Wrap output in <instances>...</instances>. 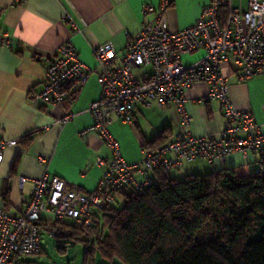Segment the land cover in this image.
Masks as SVG:
<instances>
[{"label":"built area","instance_id":"obj_1","mask_svg":"<svg viewBox=\"0 0 264 264\" xmlns=\"http://www.w3.org/2000/svg\"><path fill=\"white\" fill-rule=\"evenodd\" d=\"M174 0H161L159 7L147 4L143 12H154L120 58L112 43L94 50L96 69L82 61L71 41L63 43L49 59L46 81L41 91L29 92L31 101L57 105L73 96L71 88L84 85L94 71L102 86L101 99L90 105L92 129L106 142L112 154L98 163L106 169L91 193H83L59 176L44 174L34 179L33 191L19 214L0 209V264H37L28 255L42 251V233L62 236L54 223L68 221L84 232L101 224V215L128 187L136 190L156 184V171H171L185 161L225 160L240 152L249 157L264 145V131L251 111L235 106L230 97L229 78L222 65L233 61L240 80L264 78V0H210L197 22L171 31L167 11ZM3 8L0 7V15ZM0 45H10V34L0 25ZM202 51L191 63L185 55ZM197 83L208 85V93L196 101L220 102L227 126L220 137L195 136L186 109L187 92ZM172 104L181 115L183 130L172 140L146 150L139 161L130 162L108 129L111 116L134 122L136 105ZM73 117L66 115L62 121ZM18 140L0 142V164L4 150ZM261 172V170L257 171ZM27 177H20L23 188ZM71 229L66 234L71 233Z\"/></svg>","mask_w":264,"mask_h":264},{"label":"crops","instance_id":"obj_2","mask_svg":"<svg viewBox=\"0 0 264 264\" xmlns=\"http://www.w3.org/2000/svg\"><path fill=\"white\" fill-rule=\"evenodd\" d=\"M209 1L174 0L167 11L170 30L194 25ZM147 4L159 7L161 0H0V25L10 34V45H0V142L18 140L5 148L0 164V209L13 215L21 213L24 199L31 197L33 180L46 173L67 180L83 193L96 189L106 169L98 161L112 154L92 129L90 105L102 97L97 72H92L84 85L72 87L73 96L57 105L35 103L29 92L43 89L49 59L66 41L73 43L82 61L92 69L98 65L94 50L104 43H112L121 58L145 23L155 17L154 12H143ZM203 54L185 55L184 63ZM222 71L229 78L235 106L251 111L264 131V78L240 80L232 60L222 65ZM208 90L207 84L197 83L187 92L186 109L192 117L189 129L195 136L220 137L227 126L220 102L196 101ZM68 114L73 117L62 121ZM110 120L108 129L130 162L144 157L143 145L163 131L168 142L183 130L176 107L157 101L150 106L136 105L133 123H125L115 114ZM263 158L264 145L249 157L235 152L214 163L205 159L185 161L169 173L176 178L173 171L182 175H203L225 168L257 172ZM22 176L27 177L23 188ZM132 190H123L117 200H124V192Z\"/></svg>","mask_w":264,"mask_h":264},{"label":"trees","instance_id":"obj_3","mask_svg":"<svg viewBox=\"0 0 264 264\" xmlns=\"http://www.w3.org/2000/svg\"><path fill=\"white\" fill-rule=\"evenodd\" d=\"M167 136L163 131L145 150ZM156 176V184L124 192L123 206H112L88 233L54 223L63 248L84 242L85 264L97 252L122 264H264V158L261 172L225 168L179 180L159 169Z\"/></svg>","mask_w":264,"mask_h":264},{"label":"rangeland","instance_id":"obj_4","mask_svg":"<svg viewBox=\"0 0 264 264\" xmlns=\"http://www.w3.org/2000/svg\"><path fill=\"white\" fill-rule=\"evenodd\" d=\"M251 170L255 169V166H250ZM176 178L183 179L186 175L182 173H175ZM175 177V175H174ZM124 204V200L120 197L115 202L116 208H121ZM103 224V223H102ZM105 232H109V228L105 229ZM67 239L65 238L64 241ZM67 247L64 242H61L57 237H54L49 232L42 233V251L39 254L28 255L29 261L37 264H85V253L87 245L82 241H68ZM93 264H122L119 260L110 261L103 258L98 252L94 255Z\"/></svg>","mask_w":264,"mask_h":264}]
</instances>
